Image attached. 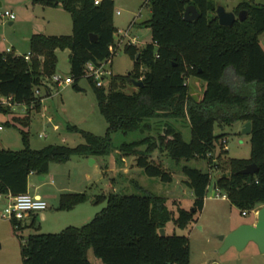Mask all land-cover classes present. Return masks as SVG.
<instances>
[{"label":"trees","instance_id":"trees-1","mask_svg":"<svg viewBox=\"0 0 264 264\" xmlns=\"http://www.w3.org/2000/svg\"><path fill=\"white\" fill-rule=\"evenodd\" d=\"M30 2L61 8L72 23L69 35L32 34L28 60L24 59L26 55L0 52V96L38 111L49 95L47 83L55 72L56 51L69 50V75L76 88L86 74V64L96 65L109 57L108 46L117 31L113 26V0H101L98 5L93 0ZM189 5L195 7L198 17L185 21L183 13ZM216 6L213 0H150V16L141 23L150 30V43L122 47L133 61L132 71L124 76L112 75L106 88L97 87L87 77L106 122L102 136L67 126L84 142L75 147L50 144L34 150L21 131L20 150L0 149V195L10 196L26 193L28 176H44L51 162H64L71 156L103 160L115 151L132 156L134 167L145 176L171 183L172 173L151 158L154 151H161L174 163L183 162L181 182L192 192L191 207L173 211L164 197L151 193L97 195L92 202L106 204L88 223L68 226L59 233L28 235L21 247L22 264H93L88 259L89 251L102 264H189L188 237L166 232L160 236L159 229L171 222L183 230L194 220L202 209L211 171L230 172L229 178L214 179L215 190L241 214L264 205V49L259 42L264 32V5L240 0L231 12L236 15L245 11L246 17L229 27L218 24ZM191 77L202 81L198 101L188 95L187 80ZM139 79L142 87L123 92L131 80ZM41 87L47 94L34 96V89ZM184 119L190 130L189 142H184L181 133L167 121ZM151 120H166L156 136L150 134ZM236 122L250 123V157L221 162L225 146L220 142L222 135L214 130ZM129 132H139L143 137L112 144L115 133ZM217 142L220 150L214 157ZM198 159L206 161L207 169L188 165ZM252 163L257 166L255 174L239 173ZM101 168L105 170V164ZM88 199L84 192L62 193L57 209L69 211ZM11 224L14 230L21 229L20 223Z\"/></svg>","mask_w":264,"mask_h":264},{"label":"rangeland","instance_id":"rangeland-1","mask_svg":"<svg viewBox=\"0 0 264 264\" xmlns=\"http://www.w3.org/2000/svg\"><path fill=\"white\" fill-rule=\"evenodd\" d=\"M213 1L217 6L231 11L240 0ZM113 3V26L116 31L120 35L123 34L131 19L134 18L135 25L129 31V37L136 38L137 47H143L150 43V30L141 25L149 18L150 11L149 8L142 6V0H113ZM255 3L264 5V0H255ZM5 10L13 13L14 18H0V52L5 51L13 43L16 47V55H26L29 51L28 37L31 34H71L70 16L61 8L33 5L30 0H1L0 12ZM116 11H119L120 14L116 15ZM8 22L13 24L9 25ZM259 42L264 49V32L259 36ZM122 47L123 45L118 48L111 59L109 69L112 75L124 76L133 69V61L123 52ZM68 56V49L56 51L54 75L60 76L62 79L71 78ZM107 82L105 81L103 84L105 88ZM48 84L51 89L49 95L42 100L40 110L28 109V106L24 104H13L6 111L0 110V124L3 128L0 131V149L20 150L23 147L21 131L26 133L28 145L34 150H39L50 144L75 147L83 143L81 135L78 132L69 131L67 126H75L97 136L104 134L106 122L99 113L94 93L86 76L76 83V88L72 84L59 86L51 82ZM187 84L189 97L198 101L202 94V81L191 77L187 80ZM122 90L125 93H132L136 91V88L127 84ZM164 121L166 120H151L152 131L150 134L156 136ZM167 121L181 133L184 142H189L190 130L186 119ZM51 122L58 128L54 129L53 125L48 126V123ZM242 126V123L236 122L222 129L215 128V134L222 135L221 139L225 141V153L221 162L230 159H249V135L241 133ZM41 134L44 136L39 137ZM142 137L139 132L115 133L112 136V144L117 146L122 142L128 143ZM219 150V142H217L213 151L214 157L219 153ZM151 158L172 173L173 181H178L181 184L180 168L183 162L176 164L165 153L157 150L151 154ZM90 160H93L94 163L91 164ZM133 160L132 156H125L118 152H113L103 160L71 156L64 162L49 163L47 174L42 176L43 180L34 174L30 176L31 184H35L37 188L32 186L29 194L39 193L47 207L38 213L31 214L35 215L32 226L29 225L31 218L29 220L27 215L20 221L21 223L19 222L21 229L14 230L11 222L1 218L6 204L0 201V264H22L21 247L28 235L59 233L68 226L79 227L88 223L106 204L105 201L93 203L92 199L97 195L109 193L165 195V190L170 187V183H163L156 178L145 176L139 168L134 167ZM102 163L105 164V172L101 168ZM188 165L200 170L207 169V163L202 159L192 160ZM217 174L218 172L215 171L210 172L211 182L214 181ZM67 192H84L89 199L69 211H60L57 209L59 195ZM207 195L214 201L208 202L201 215L199 212L194 216V220L189 224L190 227L187 230L177 229L171 222L165 225L168 234H171L174 228V233L186 235L188 239L191 231L189 249L192 262L198 259L202 250L208 253L213 250V256L208 254L207 259L223 255L220 253L222 247L217 248L222 231L228 229L233 221L246 220V216L242 215L238 208L231 205L228 200L221 198V192L212 197L210 189ZM188 198L189 194L186 192L180 196L181 205L184 208H189ZM36 216L39 217V220H36ZM199 226L203 229L200 230ZM205 240L208 241L207 244H205ZM88 259L93 264H102L90 251ZM218 263L223 264L222 261Z\"/></svg>","mask_w":264,"mask_h":264},{"label":"crops","instance_id":"crops-1","mask_svg":"<svg viewBox=\"0 0 264 264\" xmlns=\"http://www.w3.org/2000/svg\"><path fill=\"white\" fill-rule=\"evenodd\" d=\"M0 3H1V0H0ZM47 23L49 24V21H47ZM45 35H52V34H45ZM56 36H58V35H56ZM28 38H30V36ZM15 48H16L15 45L13 43H11V45L9 47H7L6 50L10 49V51L13 54L16 55V52H15L16 49ZM28 48H29V46H28ZM48 120H50V118H48ZM52 125H53L52 122L48 123V126H52ZM53 128L57 129L58 127H57L56 124H54ZM115 152H117V151H115ZM90 162H91V164L94 163L93 160H90ZM100 164H101V162H100ZM104 172H105V170H104ZM32 175L33 174H30L28 176V178H27V190H26V193H28V194H29L30 188L32 186H34L33 188H35V189L37 188V186H35V184H33V183L31 184L30 176H32ZM39 179L43 180L42 177H40ZM181 180H182V176H181ZM169 185H170V187L165 190V195L162 196V197H164L166 199V204L167 205L170 204V205H168L169 208L171 210H173V211L175 210L176 207L184 208L181 205L180 196L185 194V192L189 194L188 204H189V208H190L191 204H192V201H193V195H192L191 190L186 188L182 184V182H181V184H179L178 181H172ZM210 189H211V196L212 197H215V196L218 195V192L216 193L212 189V182H211L209 187H208V189H207L206 196H205L204 201H203V206H202V209L200 211V215H201V213H203V211H204L206 205L208 204V202L210 203L211 201H214V200H211L210 196L207 195V193L209 192ZM213 192H214V195H213ZM67 193H73V192H67ZM33 196H37V197L41 198L39 193H34ZM221 198L222 199L223 198L226 199L225 197H222V196H221ZM0 201H1V203L7 205L8 201H9L8 200V196L7 195H0ZM260 207L261 206H259L256 209L246 213L244 215V216H246V220L233 221V223H231L229 225L228 229L222 231V233H221V235L219 237V244L217 245V248H219L220 246L222 247V239L221 238L229 235L231 232H233L239 226H241V225L254 226L256 224V221H257L256 213H257V210ZM189 208H185V209H189ZM34 217H35V215H28L27 216V218L29 220L31 218L29 224H31L32 219H34ZM36 220H39V217L36 216ZM20 227H21V225H20ZM189 227H190V225L188 224L187 227L185 228V230H187ZM199 229L201 230V229H203V227L199 226ZM164 230H165L166 233H168L166 231V228H164ZM171 232L174 233V228L172 229ZM188 236H189L188 242H189V247H190V241L189 240H190V238L192 236L191 231L189 232ZM207 243H208V241L205 240V244H207ZM220 253H223V255L218 256V258H216V257H212L211 258L210 257L209 259H207L208 254H212L211 256H213V250L209 251V253L207 251H205V250H202V251H200V255H199L198 259H196V260H194L192 262V260L190 259V249H189V264H207L210 261H216V262L222 261L223 264H264V253H261L259 251V249H258V246L252 241L246 242L242 247H240V249H236V247L234 245H230V246L226 247L225 249L220 250Z\"/></svg>","mask_w":264,"mask_h":264},{"label":"built area","instance_id":"built-area-1","mask_svg":"<svg viewBox=\"0 0 264 264\" xmlns=\"http://www.w3.org/2000/svg\"><path fill=\"white\" fill-rule=\"evenodd\" d=\"M101 0H93L94 5H98ZM150 0H142V6H145L148 8V3ZM116 15H119V11L115 12ZM5 17L7 19H13L14 15L13 13L5 10L2 13L0 12V18ZM135 25V19H131L127 26V30L123 34H119L116 32L113 35V41L108 46L109 51V57L104 59L103 61L99 62L98 64L94 65L92 63L86 64V77L92 78L95 85L97 87L103 86L105 81H108L109 78L112 76L111 71L109 69V66L111 65V59L116 54V51L121 45L129 44L137 46L138 41L135 37H129V31L130 29ZM126 38V40H125ZM6 52H10V49H7ZM25 60L29 59V55L26 54L24 57ZM140 81V79H139ZM51 83L55 84L56 86L59 85H69L72 84L71 78H64L62 79L60 76L53 75L51 80ZM48 90L50 92V85L47 83ZM43 94H47L44 87L36 88L34 89V96H42ZM13 104L11 102V97H1L0 96V108L5 107H11ZM2 126L0 124V131L2 130ZM44 135L41 134L39 137H43ZM222 143H225L224 140H222ZM225 148V147H224ZM216 192V190H215ZM217 193V192H216ZM8 196V204L4 208L1 218L8 220L9 222L14 221L16 223H19L22 219H24L25 216L38 213L44 209H46V202L41 199L40 197L29 195L28 193H22L15 196ZM224 197V196H222ZM246 213L243 212L242 215H245ZM15 228L17 226L15 225ZM207 264H219L216 261H210Z\"/></svg>","mask_w":264,"mask_h":264},{"label":"water","instance_id":"water-1","mask_svg":"<svg viewBox=\"0 0 264 264\" xmlns=\"http://www.w3.org/2000/svg\"><path fill=\"white\" fill-rule=\"evenodd\" d=\"M1 8V3H0ZM215 15L217 17V22L220 26L229 27L233 24L235 20L243 21L246 17L245 11H240L237 15H235L231 11H226L222 6H216ZM198 17V12L194 6L189 5L185 8L183 13V18L185 21H192ZM9 25L12 22H8ZM90 39L94 40L95 38L90 35ZM131 85L134 88L142 87V82L139 80H131ZM241 133L244 135L250 134V123L245 122L242 126ZM257 172V166L255 164H248L242 170L239 171L240 174L244 175H253ZM230 172H225L222 174H217L214 179L218 178H229ZM212 189L215 191V182H212ZM214 195V192H213ZM257 221L254 226L250 225H241L229 235L221 238L222 239V248L221 250L225 249L230 245H234L236 249H240L246 242L252 241L257 246L261 253H264V205L261 206L257 210ZM160 236H164L165 231L164 229H159Z\"/></svg>","mask_w":264,"mask_h":264}]
</instances>
